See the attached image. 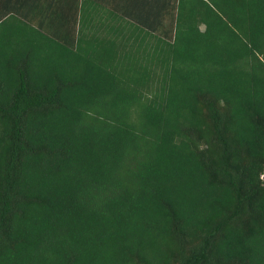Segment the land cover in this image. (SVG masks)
I'll return each mask as SVG.
<instances>
[{
	"label": "trees",
	"instance_id": "1",
	"mask_svg": "<svg viewBox=\"0 0 264 264\" xmlns=\"http://www.w3.org/2000/svg\"><path fill=\"white\" fill-rule=\"evenodd\" d=\"M114 3L0 0V264H264V0Z\"/></svg>",
	"mask_w": 264,
	"mask_h": 264
},
{
	"label": "crops",
	"instance_id": "2",
	"mask_svg": "<svg viewBox=\"0 0 264 264\" xmlns=\"http://www.w3.org/2000/svg\"><path fill=\"white\" fill-rule=\"evenodd\" d=\"M114 1H117V6H118V4H119V0H98V2H97V4L95 3L96 1L95 0H92V4H91V6H96L97 5V7L99 6V8H101L102 6L104 7H107L108 9H112V7L114 6ZM102 11V10H101ZM103 13H105V11L103 10L102 11V13L100 12L99 13V15H101V14H103ZM94 14V13H93ZM96 15H97V13H96ZM95 15V16H96Z\"/></svg>",
	"mask_w": 264,
	"mask_h": 264
}]
</instances>
